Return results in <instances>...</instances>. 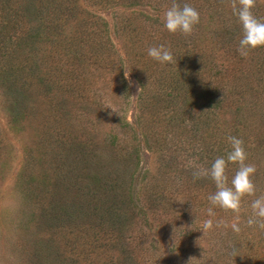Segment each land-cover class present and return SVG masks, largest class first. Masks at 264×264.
I'll list each match as a JSON object with an SVG mask.
<instances>
[{"label":"trees","instance_id":"16d2710c","mask_svg":"<svg viewBox=\"0 0 264 264\" xmlns=\"http://www.w3.org/2000/svg\"><path fill=\"white\" fill-rule=\"evenodd\" d=\"M130 1L110 0L115 4L125 2L127 7L129 3L136 7L143 0ZM150 1L152 6H147L154 12L150 18H153V24L163 28V18L159 17H164L169 7L158 10L159 0L156 4ZM163 1H167V5L173 3V0ZM223 1H185L184 4L191 5L199 13L207 10L211 17L207 15L201 25L208 28L207 24L211 22L213 29L199 28L197 32L194 29L193 34L187 37L179 33L159 32L155 30L156 26L153 34L141 35L139 22L119 21L118 31L126 44L120 54L109 36L107 23L97 12L78 16L81 12L76 7L77 0H0V96L6 108L9 129L14 130L17 124L38 117V113L45 114L41 130L48 131L44 135H48L51 146L63 149L64 162L68 163L70 157L77 161V155L85 150L92 153L75 163L78 173L83 174L79 178L84 182L73 188L78 208H67L60 218L58 216V221L66 224L74 216L81 215L88 220L90 226L83 231L76 229L78 234L73 238L81 234V242H88L86 250L80 249L79 253L95 255L100 251L98 246L108 247L106 250L109 253L113 250L118 253L112 254L115 256L112 258L105 252L101 259H97L98 264H145L144 258L152 249L151 245L146 249L145 243L153 238L144 231L147 227H157L152 219L158 215L160 207L167 212L171 210L169 217L177 212L189 214L196 211L200 213L198 221L202 224L207 219H213L214 227L218 220L231 225L234 222L232 212L214 207L216 215H207V208L212 207L208 197L217 191L215 182L210 176L194 178L196 169L188 165L193 160L196 165L210 169L217 157L227 159L228 152L232 150L227 140L230 135L244 141L246 163L256 167L252 177L256 195L245 197L242 201V210L246 215L251 216L248 213L252 211V200L264 192V115L257 113L255 108H247L243 112L238 109V104H242L245 98L264 95V47L251 50L248 63H244L246 58L237 50L242 26L232 7H225L232 0ZM104 2L108 1L96 0L91 4L103 7ZM253 12L258 19L264 20V0H256ZM161 44L172 52L177 63L161 64L148 55V48ZM125 59L127 65L133 67L131 74L140 88L138 115L132 118L130 124L121 126V135L113 133L115 142L107 144L102 135L99 136L102 138L100 142L94 136L93 140H97L87 145L83 133L88 134L89 142L92 130L95 131V126L101 123L99 114H95V108L100 107L98 99L93 98L98 93L95 85L98 80L107 78L111 84L119 83L123 90ZM90 92L94 95L89 96ZM67 98L72 99V106ZM86 109L93 110L94 114L87 112L85 115L82 110ZM75 116L89 125L88 131H84L82 126L73 127L69 119ZM48 120L52 125L49 130L46 125ZM60 124L65 126L60 128ZM57 126L63 130L54 131ZM143 128L146 144L144 146L142 141V147L154 152L169 146L174 161L181 158L184 163L174 165L180 167L178 171H169L168 165L162 164V169L143 176L139 189L133 190L127 181L132 178L136 163H129L125 158H121L120 163L115 153L103 162L93 152L99 145L109 148L118 143H128L126 147H131V140H135V135L139 138ZM167 134L169 141L166 142ZM1 145L0 141V150ZM135 146L140 149L141 142L138 141ZM113 151L116 149L113 148ZM132 156H137L136 151ZM116 161L118 163H113ZM125 169L127 176L123 172ZM237 170V164L228 163L226 175L229 186ZM121 180L126 181V185ZM177 194L180 195L179 202L172 206L171 198ZM50 207H47V212H51ZM124 224L126 230L121 232ZM228 228H219L215 235L218 246L228 240L234 254L231 252L223 257V250H226L223 246L214 251V256L207 257L215 260V255L221 253V264H264V231L247 225L240 227L239 233L232 228L228 231ZM220 230H223L222 234ZM124 233L125 247L121 253V250L118 252L115 249L119 247V237ZM219 234L221 236L218 237ZM87 238L90 241H83ZM93 239L97 242L94 250L91 249ZM118 257L121 263L117 261Z\"/></svg>","mask_w":264,"mask_h":264},{"label":"rangeland","instance_id":"374dc122","mask_svg":"<svg viewBox=\"0 0 264 264\" xmlns=\"http://www.w3.org/2000/svg\"><path fill=\"white\" fill-rule=\"evenodd\" d=\"M92 1L96 2V0ZM92 1L83 0V2H80V0H77L76 7L81 12L78 16L82 14L85 16L86 12L88 14L97 12L96 14L107 23L109 36L120 54H122L121 52H123L126 44L118 31L119 21H127V23L139 22V26L142 29L140 31L141 35L153 34V29L157 24H153V18H150V15L154 14L152 9L148 7L152 6L151 1H140L136 7L133 3H129V7H127L128 4L126 5L125 2L115 4L111 3L110 0L104 2L103 7H99L95 3L91 4ZM152 1L156 4V0ZM185 1L187 0L181 2L175 0L181 7ZM225 1L228 0H224L223 2ZM158 4V10H165L171 6L167 5L168 2H164L163 0H159ZM192 4L194 5L195 2L193 1ZM230 4L228 3L225 7L231 8ZM203 11L205 12L199 13L200 23L195 26L196 32L199 28L209 31L211 29L213 31L211 22L207 24L208 28L201 25L202 21L206 20L207 15L211 17L207 10L204 9ZM227 15L232 17V15ZM62 16L60 19H62ZM159 18L163 17L160 16ZM161 20L163 21V19ZM156 27L158 29L155 28V30H159V32H168L165 27ZM244 63H248L247 58L244 60ZM132 68L131 65H127L125 59L122 68L123 90H121L119 83L111 84L107 78H103L102 80H98L95 85L98 88V93L96 95L92 92L89 93V96L93 94V98H97L99 101L100 107L95 108V114H99L98 118L101 123L95 126V131L94 129L92 130L93 136L89 142H87L88 134L83 133L87 145L97 139L100 142L102 138H99V136L101 137L102 135L104 136L103 139H106L107 144L113 140L115 142L112 135H121L120 131H123L121 126H124L125 123L130 124L133 120L132 118L138 115L139 104L137 105V97L140 94V88L131 74ZM125 73L129 74L127 78L125 77ZM114 87L117 89L114 90ZM67 100L70 106L74 104L71 102L72 99L69 100L67 98ZM242 102V104H238V109H241V112L247 110V108H255L258 109L257 113L262 116L264 115V95L245 98ZM89 110L82 111L85 115H87V112L93 115L94 111ZM83 112L82 114H84ZM37 115L38 117L17 124L13 128L14 130L9 129L10 124L7 121L6 108L0 96V141L2 143L0 150V264H86L88 262L89 264H98L97 259H101L105 252L114 258L115 256L112 254L118 253L114 250L109 253L106 250L108 247L104 249V247L98 246L100 251L96 252L95 255H92V253H79L78 250L80 249L86 250L85 245L88 242L86 244L81 242V234L77 235L78 238L76 237L73 240L74 235L78 234L76 229L83 231V229L90 226L88 220L83 215L81 217L74 216V219L66 224L58 221V216L60 218L67 208H78V204L76 203L78 199L74 195L73 188L84 182L79 178L83 174L78 173L75 163L78 160L83 161L90 157L92 153L85 150L81 152V155H77V161L75 158L70 157L68 163L64 162L63 149L57 148L54 145L51 146L50 140L47 138L48 135H44L48 134V131L41 130L40 124L44 122L43 116L45 114L40 115L38 113ZM69 120L73 122V127L79 128L82 126L84 131L89 130V125L84 124L76 116L75 118L71 117ZM66 123H69V121H66ZM46 125L47 130L49 128L52 129L49 120ZM64 126L60 124V128ZM62 130H59V126H57V129H54L56 132H61ZM143 133L144 128L140 132L141 137L139 135L138 138L135 135V140H131V147H126L128 143L125 145L118 143L116 146L109 148L99 145L96 146V152H93V155L100 156L103 162H107L111 154L115 153L120 163L123 160L121 158L129 160V163H136V170L131 173L132 178L128 180L127 177H124V180H128L127 183L133 190L139 189L140 184L143 182V176L154 174L156 169H162V164H167L169 168L167 165L166 167L169 171H178L180 167L174 165L184 163V160L181 158L174 161L175 158L170 156L169 146L163 151L159 149L154 152L147 151L145 147H142V141L145 138ZM128 134L130 135V132ZM168 135H166V142L169 141ZM94 136H97V139L93 140ZM109 139L111 140L109 141ZM136 139L141 142L140 149L135 146L138 142ZM143 142L145 146L146 141ZM113 148L116 151H113ZM118 148L120 150H117ZM135 151L137 153L136 157L132 156ZM161 154H164V156H161ZM66 164H70V166L66 167ZM112 165L109 166L110 169ZM123 172L127 176L128 171L125 169ZM124 180L121 181L123 185H126V181ZM165 180L169 181L168 178H165ZM160 181L159 183L161 184ZM261 195H264V192L259 193L258 197ZM160 196L162 197V194ZM179 196L177 194V196L171 198L173 199L172 206L174 203L178 204ZM100 198L103 197L100 196ZM49 205L51 206V212H47ZM170 213L171 210L167 212L165 208L160 207L158 215H155L152 219L157 227H149L150 229L147 227L146 231H144L148 236L153 238L145 243V246L147 245L146 249L150 245L152 246L150 254H148L147 258L146 256L144 258L145 264H221V253L215 255L217 256L215 260H212L214 259L212 257L209 259L207 256H214V251L218 248L222 249L221 247L223 246H226V250H223V257L228 253L230 255L232 252V245L228 240L222 241L220 247L218 246L219 242L215 234H217L219 228L214 227L211 229L212 232L203 233V224L198 221L200 213L195 211L188 214L182 211L175 213L173 217H169ZM248 214L252 215V211ZM49 217H51L50 220H48ZM249 217L242 210L239 219L237 220L236 215L233 214L232 220L237 222L239 227L242 228L247 225ZM121 229H123L121 232L126 230L125 224ZM220 229L223 228L221 227ZM230 229L231 227L228 228V231ZM222 231L220 230V233ZM211 234L212 236H210ZM125 236L126 233L119 237V247L115 246L118 247L115 249L116 251L120 252L121 250L122 253L125 247ZM68 240L71 241L69 242ZM83 241H90V239H83ZM91 246L93 250L95 247L97 248V242L94 239ZM232 254L230 256L231 260L233 259ZM118 256L121 257L120 255ZM119 257L117 261L121 263Z\"/></svg>","mask_w":264,"mask_h":264},{"label":"clouds","instance_id":"9594fccd","mask_svg":"<svg viewBox=\"0 0 264 264\" xmlns=\"http://www.w3.org/2000/svg\"><path fill=\"white\" fill-rule=\"evenodd\" d=\"M231 7L233 14L237 17L242 26V37L239 40L238 52L242 57L247 58L251 50L264 47V20L258 19L253 12L256 7V0H232ZM164 27L172 34H182L191 36L195 26L200 23L199 12L189 4L182 7L173 0L172 5L165 11L163 17ZM148 55L161 64L177 63L172 52L163 44L148 48ZM129 74L125 73L127 78ZM114 111V110H113ZM227 140L231 145V151L227 154V159L217 157L212 163L210 169L196 165L193 160L188 162L190 167L196 170L193 172L194 178L210 176L215 182L217 191L208 197L212 207L207 208V215L214 217V207H219L225 212H232L237 220L242 211V201L245 197H254L256 195V186L253 182V175L256 172L254 164L246 163L247 154L244 148V141L235 136H228ZM228 163L238 165L234 177L231 180V186L228 184L226 169ZM252 215L247 220V226H256L264 231V195L252 200ZM231 228L239 233L241 228L237 222H233ZM214 227L213 219H207L203 222V233ZM216 228H228L229 224L224 220L215 222Z\"/></svg>","mask_w":264,"mask_h":264}]
</instances>
